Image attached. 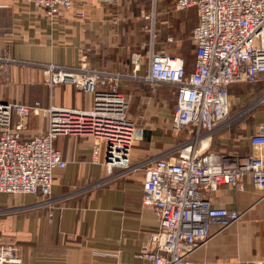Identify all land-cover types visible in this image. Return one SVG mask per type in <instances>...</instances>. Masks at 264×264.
Segmentation results:
<instances>
[{
    "label": "crops",
    "instance_id": "1",
    "mask_svg": "<svg viewBox=\"0 0 264 264\" xmlns=\"http://www.w3.org/2000/svg\"><path fill=\"white\" fill-rule=\"evenodd\" d=\"M111 14V8L98 0H75L70 11L54 18L23 0H0V100L88 110L91 94L69 83L46 86L39 67L72 68L84 63L91 69L124 76L118 86L129 99L127 116L143 130L131 160L142 168L127 174L119 169L110 173L91 163V139L55 138L54 147L66 166L53 171V216L48 220L50 210L36 205L38 195L0 194V245L13 247L16 258L14 263L1 264H147L140 252L158 230L159 220L142 202L144 167L156 157L175 154L177 145L190 135L189 129L181 138L169 130L175 89L132 77L129 57L135 51L144 53V48L134 42V31L121 26L122 19L112 20ZM173 56L183 59L187 71L193 68L194 49ZM18 63L24 64L22 73ZM143 67L142 59L134 75L144 76L147 64L146 70ZM262 90L261 84L231 86L227 120L210 136L201 138L200 147L237 158L248 154L264 158V147H252L249 142L264 126V102L255 108L249 103ZM11 120L14 125L17 115L12 114ZM46 126L43 115H28L21 139L45 133ZM203 197L212 207L235 210L242 217L221 231L212 225V238L195 250L189 261L264 264V192L245 176L243 190L221 185Z\"/></svg>",
    "mask_w": 264,
    "mask_h": 264
},
{
    "label": "built area",
    "instance_id": "2",
    "mask_svg": "<svg viewBox=\"0 0 264 264\" xmlns=\"http://www.w3.org/2000/svg\"><path fill=\"white\" fill-rule=\"evenodd\" d=\"M101 1L109 4L114 0ZM172 1L175 11L194 8L196 12L191 30L193 68L187 71L182 58L154 52L150 47L147 72L136 77L142 55L134 52L129 57L133 78L175 89L170 128L176 133L189 129L190 135L174 158L156 157L144 167L142 202L159 220L158 230L140 252L147 264H194L189 257L212 238V225L221 231L240 220L242 214L235 210L212 207L203 197L205 192H215L221 185L243 190L245 176L264 192L263 157L248 154L237 158L206 150L198 143L227 120L231 86L264 85V0ZM23 2L54 18L70 11L75 0ZM166 41L172 42V38L168 36ZM23 66L18 63V67ZM39 67L46 86L72 84L92 95V105L79 110L0 100V194L49 197L53 171L66 166L54 147L59 136L91 139V163L104 166L108 172L116 168L127 174L142 168L131 163L133 146L142 138L143 130L127 116L128 104L118 86L124 76L91 69L84 63L72 68L52 64ZM257 100H264V91ZM12 114L18 118L14 125ZM30 114L46 118V131L22 140L20 134ZM249 142L252 147H264V126ZM14 250L0 249V264L16 262Z\"/></svg>",
    "mask_w": 264,
    "mask_h": 264
},
{
    "label": "rangeland",
    "instance_id": "3",
    "mask_svg": "<svg viewBox=\"0 0 264 264\" xmlns=\"http://www.w3.org/2000/svg\"><path fill=\"white\" fill-rule=\"evenodd\" d=\"M98 2L101 3L103 6H107L111 8L112 20H114L115 18H118V20L122 19L121 22L123 21L124 23L127 22L129 27H130L129 19H131L134 24H137L134 25L133 27L135 28L138 34H140L139 31L142 32V36L144 37L143 41L141 42L142 43L141 45H143L145 51L144 53H140L142 54V59L144 60L143 70H146L147 53L150 47L154 52L165 51V54H170L172 56L175 55V53H180L183 51L185 53H190L193 51V44L190 38V33H191L190 31L192 30L193 26L196 23V12L194 8L186 9L183 11H175L173 9L172 0H114L112 1V3L109 4H104L101 0H98ZM117 14L118 17L116 16ZM168 36L172 38V42L166 41ZM160 48H163V50H159ZM23 68L24 67H19L20 73L23 72ZM152 85H162V84L154 83ZM263 91H264V85L262 92ZM122 94L124 95V98L126 99L129 108L128 96H126L124 93ZM257 99L253 102H249L250 104H252V106H254V108L257 107L259 104H261L262 101L264 102V100L260 101ZM169 130L172 135L179 136L180 138L181 136L186 135L184 131L178 133L173 132L170 126H169ZM183 139L184 138H182L181 140L182 142ZM135 146L136 143L134 144L133 149ZM180 150H181V144L179 146L177 145L175 151L177 153V151ZM132 154H133V150L131 152V160H132ZM175 154L169 156H171V158H174ZM160 157H165V156L161 155ZM113 170H116V168H113L110 171V173L113 172ZM6 195L20 196L27 194H18V195L6 194ZM32 195H38L40 197V201L36 203L37 206L40 205L41 207L50 210V212H48V220L49 219L51 220L53 216L52 212L56 204L55 201L52 199L51 195L49 197H42L39 194H32ZM48 199H51L52 201H50L49 203H45V201ZM6 245L7 244L0 245V249L3 250L8 248L13 249V247H7ZM1 256H3L2 258L4 260L7 259V257H5L4 255ZM12 257L15 258L14 256Z\"/></svg>",
    "mask_w": 264,
    "mask_h": 264
},
{
    "label": "trees",
    "instance_id": "4",
    "mask_svg": "<svg viewBox=\"0 0 264 264\" xmlns=\"http://www.w3.org/2000/svg\"><path fill=\"white\" fill-rule=\"evenodd\" d=\"M182 17V16H181ZM129 21H130V27L128 26V24H127V22L126 23H124V21L123 22H121L120 24H121V26H123L124 28H129L130 29V31H134V33H135V38H134V42L136 43V45H137V47L139 48H141V42L143 41V39H144V37L142 36V32H140L139 31V33L140 34H138L137 32H136V30H135V28L133 27L134 25H137V24H134L133 23V21L131 20V19H129ZM127 24V25H126ZM191 42H192V40H191ZM145 49V48H144ZM143 49V51H145ZM193 49H194V46H193ZM155 50H157V49H155Z\"/></svg>",
    "mask_w": 264,
    "mask_h": 264
}]
</instances>
